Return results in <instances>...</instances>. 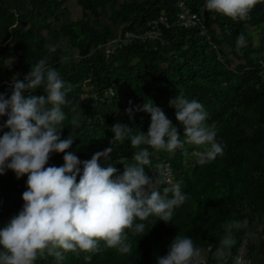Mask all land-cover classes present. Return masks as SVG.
<instances>
[{
  "label": "trees",
  "instance_id": "16d2710c",
  "mask_svg": "<svg viewBox=\"0 0 264 264\" xmlns=\"http://www.w3.org/2000/svg\"><path fill=\"white\" fill-rule=\"evenodd\" d=\"M77 1L56 24L66 0H0V101L18 100L0 108V264H237L255 224L264 256V0H185L216 46L177 24L109 56L180 0ZM162 158L178 188L150 168Z\"/></svg>",
  "mask_w": 264,
  "mask_h": 264
},
{
  "label": "built area",
  "instance_id": "2783aa9c",
  "mask_svg": "<svg viewBox=\"0 0 264 264\" xmlns=\"http://www.w3.org/2000/svg\"><path fill=\"white\" fill-rule=\"evenodd\" d=\"M201 18L202 17L197 10L193 9L185 0H180L176 15L171 16L166 11H162L158 15L151 17L148 20V25L145 28L125 29L123 34H117L116 36H113V38H111L107 44L103 45V48L106 55L109 56L116 45L121 41L128 40L133 37H137L143 41L149 40L151 38H158L163 34L162 26L168 27L177 24L188 27L198 26V31L201 34H204L209 42L216 46L215 41L212 39L211 33L205 26H203V21ZM259 61L262 62L261 71L264 73V59L262 56L259 57ZM112 93V87L108 86L103 89L100 97L103 99ZM198 152L200 151L198 150ZM150 168L155 171L167 185L172 186L173 188H178L180 185V179L176 177L169 160L166 158L157 160L151 165ZM236 254L237 264H249V253H247L244 243L238 247Z\"/></svg>",
  "mask_w": 264,
  "mask_h": 264
},
{
  "label": "rangeland",
  "instance_id": "374dc122",
  "mask_svg": "<svg viewBox=\"0 0 264 264\" xmlns=\"http://www.w3.org/2000/svg\"><path fill=\"white\" fill-rule=\"evenodd\" d=\"M215 3L216 7H222L224 2L223 0H213ZM238 3H242L245 2L246 0H237ZM66 3L69 5L70 7V14L69 16H63L61 18L60 21H57L56 24H59L65 20H67L68 18L72 17L75 18L77 16H79L80 14H82V6L78 3L77 0H66ZM214 12V8L211 7L209 8V10L203 9L202 13L203 15H206L207 13H213ZM110 11L108 10V13L105 12L103 15H101L100 17V25H106L109 26L112 30L114 31H118L120 28V24L112 21L111 19H109L108 15H109ZM93 23H95L94 20H92ZM215 26V24L213 25ZM216 27V26H215ZM218 30V29H216ZM247 35L250 36V39L252 40V42L254 44H258L260 41V29L254 25L251 24H247ZM66 36L62 35L59 36L57 38H53V37H49V42H48V46H56V45H63L66 46ZM223 50L228 51V45L226 43H221L219 45ZM72 51L74 53V56L77 57L78 55V51L76 48H72ZM15 56H11L7 59V62L11 63L13 66H15L17 68L18 71V75L20 74V65L17 59L14 58ZM232 59V63H236V59L233 58V56H231ZM95 86L97 89V83L93 82L91 84V87ZM114 88L112 89L113 92ZM93 91V92H92ZM92 91H87V92H82L80 95H85L87 93H97L98 90H92ZM18 103V100L16 98H8L5 100H1L0 101V108L2 107H7V108H11L14 104ZM145 182V188L143 189L144 191H150L151 189H155L158 184L159 181L156 177H154L153 175L151 176H147L144 179ZM260 224H255L253 227L250 228V230L248 231V233L245 235L244 237V245L245 248L247 250V252L249 253V264H264V256L263 253H261L258 250V243H259V238H260ZM249 242V243H246ZM246 244H250V245H246ZM200 253L201 256L205 259L208 256L207 253V249L202 247L200 248Z\"/></svg>",
  "mask_w": 264,
  "mask_h": 264
}]
</instances>
